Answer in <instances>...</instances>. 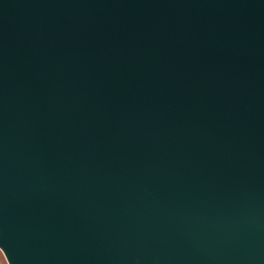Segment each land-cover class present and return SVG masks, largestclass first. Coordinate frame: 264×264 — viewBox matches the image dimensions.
Wrapping results in <instances>:
<instances>
[{"label": "water", "instance_id": "obj_1", "mask_svg": "<svg viewBox=\"0 0 264 264\" xmlns=\"http://www.w3.org/2000/svg\"><path fill=\"white\" fill-rule=\"evenodd\" d=\"M6 264H264V0H0Z\"/></svg>", "mask_w": 264, "mask_h": 264}, {"label": "rangeland", "instance_id": "obj_2", "mask_svg": "<svg viewBox=\"0 0 264 264\" xmlns=\"http://www.w3.org/2000/svg\"><path fill=\"white\" fill-rule=\"evenodd\" d=\"M0 264H6L1 252H0Z\"/></svg>", "mask_w": 264, "mask_h": 264}]
</instances>
